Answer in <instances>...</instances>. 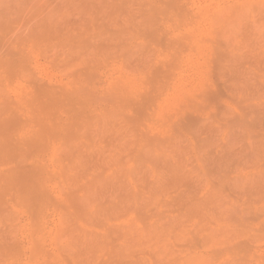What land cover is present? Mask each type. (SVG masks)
I'll list each match as a JSON object with an SVG mask.
<instances>
[{"label": "rangeland", "instance_id": "obj_1", "mask_svg": "<svg viewBox=\"0 0 264 264\" xmlns=\"http://www.w3.org/2000/svg\"><path fill=\"white\" fill-rule=\"evenodd\" d=\"M0 264H264V0H0Z\"/></svg>", "mask_w": 264, "mask_h": 264}]
</instances>
